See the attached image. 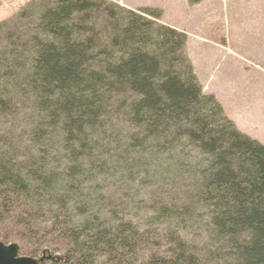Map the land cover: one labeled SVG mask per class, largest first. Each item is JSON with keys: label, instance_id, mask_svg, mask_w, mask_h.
<instances>
[{"label": "trees", "instance_id": "obj_1", "mask_svg": "<svg viewBox=\"0 0 264 264\" xmlns=\"http://www.w3.org/2000/svg\"><path fill=\"white\" fill-rule=\"evenodd\" d=\"M148 9L33 0L0 23V243L48 264H264V146Z\"/></svg>", "mask_w": 264, "mask_h": 264}, {"label": "rangeland", "instance_id": "obj_2", "mask_svg": "<svg viewBox=\"0 0 264 264\" xmlns=\"http://www.w3.org/2000/svg\"><path fill=\"white\" fill-rule=\"evenodd\" d=\"M31 1L0 0V23ZM107 1L151 10L184 34L201 92L214 97L236 130L264 146V0Z\"/></svg>", "mask_w": 264, "mask_h": 264}, {"label": "water", "instance_id": "obj_3", "mask_svg": "<svg viewBox=\"0 0 264 264\" xmlns=\"http://www.w3.org/2000/svg\"><path fill=\"white\" fill-rule=\"evenodd\" d=\"M17 246L14 244L3 245L0 243V264H36L29 258H17Z\"/></svg>", "mask_w": 264, "mask_h": 264}, {"label": "flooded vegetation", "instance_id": "obj_4", "mask_svg": "<svg viewBox=\"0 0 264 264\" xmlns=\"http://www.w3.org/2000/svg\"><path fill=\"white\" fill-rule=\"evenodd\" d=\"M16 257L17 258H29V259L35 261L36 264H48V263H52V262L58 263V260H55L56 257L51 256L50 252L46 251V250L40 251L39 254H37L35 257H24V256H20V254L18 252V248H17Z\"/></svg>", "mask_w": 264, "mask_h": 264}, {"label": "crops", "instance_id": "obj_5", "mask_svg": "<svg viewBox=\"0 0 264 264\" xmlns=\"http://www.w3.org/2000/svg\"><path fill=\"white\" fill-rule=\"evenodd\" d=\"M257 141V140H256Z\"/></svg>", "mask_w": 264, "mask_h": 264}]
</instances>
